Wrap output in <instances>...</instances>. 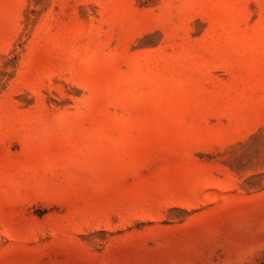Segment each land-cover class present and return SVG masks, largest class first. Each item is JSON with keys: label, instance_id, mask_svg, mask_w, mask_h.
Here are the masks:
<instances>
[{"label": "rangeland", "instance_id": "rangeland-1", "mask_svg": "<svg viewBox=\"0 0 264 264\" xmlns=\"http://www.w3.org/2000/svg\"><path fill=\"white\" fill-rule=\"evenodd\" d=\"M0 264H264V0H0Z\"/></svg>", "mask_w": 264, "mask_h": 264}]
</instances>
